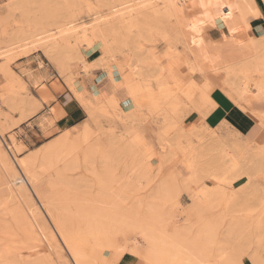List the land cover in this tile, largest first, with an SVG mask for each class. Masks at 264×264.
<instances>
[{
  "label": "bare ground",
  "instance_id": "6f19581e",
  "mask_svg": "<svg viewBox=\"0 0 264 264\" xmlns=\"http://www.w3.org/2000/svg\"><path fill=\"white\" fill-rule=\"evenodd\" d=\"M18 1L7 0L5 5L8 4V8H12L22 0ZM26 2L25 5L21 4L24 8ZM51 3L52 0H43L37 5L39 12L43 15L42 18L45 16L51 20L57 19L59 12ZM187 4L197 10L194 16L189 15ZM109 7L112 9L110 15L95 13L94 19L87 23L55 21L53 24L51 22L53 25L50 23L47 26L49 28H43L42 31L38 29L41 33L35 32L36 35L33 33L35 36H29L30 38L26 36L27 39L22 36L24 40L19 39L20 42H16V46L0 49V57H7V61L0 63V73L11 88L6 104L7 101L15 100L17 86L26 90L25 81L12 67V59L15 56H28L32 51L35 53L42 50L43 56L51 61L59 74L67 76L69 80H75L79 68L80 70L83 68L84 74H88L92 67H106L109 79L118 86L122 85L128 92L132 106L126 110L127 114L132 115L134 106H140L146 107L150 112H159L165 107L168 113L178 115L181 107L180 97L173 86L179 87L185 74H189L190 77H201L205 70H210L223 72L221 87L229 97L234 98L237 105L247 111L253 110L264 115V111L258 109L259 105L264 103V35L262 37L247 35L244 39L240 37L241 33L252 27L250 19H258L260 16L259 6L255 0H130L117 5L112 4ZM158 7H164L166 12L168 11L167 14L164 10L165 15L169 18L174 17L175 22L167 21L166 17L163 26L164 19L159 20V16L162 17L161 13L158 16L159 22L154 18L151 20V17L155 15L153 16V12L152 16L148 14L149 18L147 13L151 12L150 10L154 11L155 8L159 11ZM124 16L131 19L130 26L137 27L136 39L143 42L148 41L149 31L146 28H150L153 20L157 21L153 22L154 24L161 23L163 28L165 27L162 34L169 40L180 35L178 28L182 26L185 47L189 55L193 57L192 60H187L183 70L181 68L180 71L176 70L177 72L172 66L173 63L160 68L152 57L142 52L141 45L140 49L137 45L135 46L136 39L134 44L131 39V52L126 56V66H123L124 72L122 71L126 79L125 81L116 80L109 63L118 58L120 51L118 44L121 40L118 41L117 37L120 31H117V36L114 37V42L112 41L115 44H110L108 36L114 35L117 23L120 21L122 23ZM88 24L92 26V29L87 28ZM221 24L224 28L222 40L211 38L207 40L202 37L207 27H220ZM104 25H107V28ZM71 40L75 42L72 48ZM120 45L123 47L122 43ZM81 46L82 48L85 46L86 51H93L98 46L101 50L99 59L94 64L88 63L85 58L86 53L79 49ZM16 51L18 54L12 55ZM171 52V47H168L166 56L169 59L174 56ZM41 63H43L42 60H40ZM41 80L40 77L35 79V84L40 83ZM193 89L199 91L201 99L208 104L211 103L210 95L213 91L208 84L202 86L197 81ZM75 92L78 99L89 110L91 120L95 122L97 108L91 104L100 95L96 93L86 97L84 92H77V90ZM41 93L45 100L48 99L49 92L46 88H42ZM115 104L119 105V102ZM40 106V101L31 97L23 105L25 113L20 118L17 117L16 119L19 120L15 123L18 124L36 113ZM6 116H9V113ZM165 121L167 120L163 123ZM174 123L179 124L177 117ZM132 129L126 131L127 136L124 138L126 141L121 138L114 142L110 137V143L104 144L99 141L101 136L98 138V135L97 139L94 138L92 141L94 132L91 125L86 123L78 135L64 134L41 152L29 154L27 157H20L18 154L25 146L23 142L14 136L12 140L5 141L0 134V174L3 173V176H0V186H5L7 195L13 202L9 203L0 196V207H2L0 208V257L2 261L11 258L12 264H101L99 259L104 255L102 249H99L101 245L106 248L113 247L119 253L129 251L130 254H134L142 247L138 240V235H141L143 241L149 246L152 245L141 254V257L145 259L160 257L166 260L167 258V264H179V262L183 264H242V255L246 252L244 243L248 240L244 239L243 235L235 236V231L238 228H247L249 222L246 218L236 217L232 221L233 224L222 233L218 241L223 246H218V252L212 256L208 246L212 243L211 232L215 225L212 224L211 229L210 224L207 223L206 226L197 229L192 237L189 234L194 224H189V221L217 207H220V210L223 209V213L230 212L233 208L237 211L244 209L238 204L241 194L249 195L248 199L252 200L251 204L245 208L247 211L252 210L254 214L264 212V190L251 186L259 171H264V151L261 153L262 163H249L247 166H242L238 159V155L243 156L242 148L237 146L234 140L228 143L215 133L206 135L208 143L185 145L188 149H183L179 141L161 144L158 154L162 160L168 153L172 157L183 154L181 166L188 174L185 175L179 169L176 174L178 177L182 175L190 177V181L194 184L191 192L194 198L193 205L185 212L186 216L181 221L179 217L181 213H173L170 209L163 211L161 208L171 194L172 181L175 179L172 178V174L170 179H165L153 190L152 195L145 198L141 196L143 193L139 194V190H142L140 183L144 178L143 175L131 177L126 173L125 166L122 165L125 162L122 163L123 157L126 155L123 154V150L128 152L135 147L146 148L141 134L136 129ZM54 130L56 128L48 133ZM84 145L87 149L83 159L86 158L87 163L98 154L101 160H98L100 163L98 169L95 163L93 166L95 158L89 162L93 170L90 169L92 171L88 172L95 176L92 182L96 184V190L92 189L94 187L91 185L92 182L88 183L87 176L84 174H78V176L75 173L80 167L78 166L80 161L77 163L79 156L77 158L75 153L80 146ZM230 149L234 153L231 154ZM209 152L215 153V156L203 162L204 155ZM86 161L82 163L87 164ZM206 163L208 165H205ZM87 169H89L88 166L85 167V171ZM243 178L244 184L239 185L238 181ZM225 180L228 181L227 184L223 183ZM225 185L227 187H224ZM85 192L90 193V198L81 199L80 196ZM65 193L66 198L70 200L69 203L63 201ZM256 219L253 221L254 225L262 232L264 219L263 217H256ZM59 238L64 245H67L71 260L65 254ZM87 241L91 243L89 248H82L83 243ZM262 241L264 238L260 240V243ZM42 244L47 246L46 249L37 251L36 248ZM228 244H231L232 248L237 246V249L228 250ZM34 250L37 252L31 254L35 252ZM27 251H30L31 256L26 253ZM185 251L187 252L184 253ZM248 255L255 264H262L258 261L256 252Z\"/></svg>",
  "mask_w": 264,
  "mask_h": 264
},
{
  "label": "rangeland",
  "instance_id": "374dc122",
  "mask_svg": "<svg viewBox=\"0 0 264 264\" xmlns=\"http://www.w3.org/2000/svg\"><path fill=\"white\" fill-rule=\"evenodd\" d=\"M6 1L7 0H0V13H1L0 14V49H5V47L9 48L11 46H16L18 42L24 40V37L22 36H25V39H27L29 36L33 37L36 34L41 33L40 30L38 29H41L42 31L43 28H49L47 26H49L51 22L53 24H55L54 23L55 21L57 22L58 21L59 22L60 21H64V22L74 21L76 23L77 22L87 23L94 19L95 13H100V14L103 13V14L110 15L112 9H110L109 6H111L112 4L117 5V4L127 2L130 0H52L51 5L55 6L59 12L58 17H56L57 19H52V20L45 16L44 18H42L43 15H41V13L38 10L37 5L39 4V2H42L43 0L42 1L26 0L27 2L25 0H22V1L19 0L21 2L18 1L19 3H16L15 5H13L12 8H8L9 7L8 4L5 5ZM255 1L257 2V4H258V1L264 4V0H255ZM25 2L27 4L24 8L23 5H25ZM21 7L23 9H21ZM33 8L34 9L36 8L35 9L36 11ZM158 9L159 11H157V8H155L156 11L150 10L151 12L147 13V15L150 14V16H152L151 13L153 12V16L155 15V17H151V20L152 18H154L155 20H158V16L162 14V17L159 16V20L160 18L164 19V21L161 20L163 26L166 21L165 19L167 18H168L167 21L170 20L171 22H175L176 19H174V17L169 18L167 17L168 15H165L168 11L166 12V9L164 7H161V8L158 7ZM162 9L163 11H161ZM164 10L166 13H164ZM187 11L190 16H194L195 13L197 12L195 8L191 7L188 4H187ZM155 20H153V22H157ZM130 21L131 19L129 20L127 16H124L122 23H120L121 21L117 23L118 29L116 26L115 28L116 31L114 33L115 36L114 35H111L110 37L108 36L109 38L108 40L110 44L111 43L115 44L113 43L114 37L117 36V31H120V33L118 32L119 34L117 37L118 41L121 40L119 41V44H118L119 49H120L117 55L118 58H116L115 60H112V62L109 63L110 70L112 74H114L116 80L121 79L122 81H125L126 79L125 75L122 74V71H123V66L124 67L126 66L125 65V59L127 58L126 56H128V54L131 52L132 40H133V44L137 41L135 43V46L137 45V47L140 49V45H141L142 52L146 54L147 56L152 57L156 65H158V67L160 68L169 66L170 64L173 63L172 66L175 69V71L181 68H182L181 70H183V67L185 65L184 63L187 60H192L193 57L189 55L188 51L186 50L187 47H185V43L183 39L184 36L182 35L183 34L182 26H179L178 28L180 35H178L177 37L179 39H177V37H174L173 39L169 40L166 38L167 36L164 37V35L162 34L165 27L163 28L161 23L154 24L151 21L150 28H146V30L149 31L148 41L143 42L139 39H136V36H137L136 34L138 33V29L135 26H130L129 24ZM87 26H88L87 28L92 29V26L90 24H88ZM104 27L107 28V25H104ZM210 28L211 27H207L205 32L202 34V37L207 40H210V37L208 35V30ZM220 28L222 29L221 36L218 38L212 37L211 39H215L218 41L223 39L224 28L222 24L220 25ZM22 30H23V33H22ZM17 33L18 34L20 33L21 36L17 35ZM30 33L32 34V36ZM33 33L35 35H33ZM122 38H124L125 40ZM134 39H136L135 42H134ZM71 41L73 42L71 44V48H72L75 42L73 40ZM120 42L123 44V47L120 45L121 44ZM126 42L128 43L126 44ZM130 42L131 44H129ZM168 47H171V50H172L171 53H173V55L175 56V57L172 56V59L174 58L173 60L169 59L168 56H166ZM79 49L81 52H85V53L87 52L85 46H83V48L81 46V48ZM93 51H95V53L91 55V57H94L98 53L101 54V50L98 46ZM40 52H42V50ZM73 53H76V52L73 51ZM16 54H18L17 51L14 52L12 55L15 56ZM17 57L18 56H15L12 59L11 64L14 61V59H16ZM46 60L47 62H51L48 59ZM4 61H7V57H0V63ZM99 67H101L103 76L99 77L97 80V84H98L97 91L94 93L91 92L92 95L96 94L97 92L100 95L97 98V100L93 102V104H91L92 106L97 108L96 109L97 110L96 111V121L93 122L91 120V117L89 115V110L86 109L85 104L80 101L83 107L87 110V116L85 119H83L80 122V126L74 129H68V128L63 129L62 132L58 133L54 137L52 138L50 137L47 140L42 141V142H34L31 144V146L27 147L25 145L23 149L18 153L20 157H23V156L27 157L29 156V154L41 152L42 150L47 148L48 145H50L51 143L53 144V142L60 139L64 134H77L78 135L80 133V130L85 126L86 123L91 125L92 131L94 132L93 133L94 136H92V139H93L92 141H94V138L96 140L97 139L96 137L98 135V138L100 136L102 137V138L101 137L99 138V141L104 144L110 143V140H109L110 137L112 140H114V142L118 141V139H121V138L124 141H126V139H124L125 136H127L126 131L132 128H133L132 130L136 129L141 134L143 141H144L143 145L147 149L142 146L140 148L135 147L134 149H131L128 152L123 150V154L125 153L126 155L124 154L125 156L123 157V161H122V163L125 161L124 162L125 164L123 163L122 165L125 166L124 169L125 171H127L126 173H128V175H130L131 177L138 176V174L143 175L144 178L140 183L142 190L141 189L139 190L140 191L139 194L141 195L143 193L141 196L145 198H148L150 195H152L153 190L157 188L160 183L164 182L165 179L167 178L170 179V176L173 175L172 178L173 179L175 178V179L174 181H172L173 186L171 187V190H170L171 191L170 197L169 199L167 198L168 200L161 206V208L163 209V211L170 209L171 211H173V213H181L179 216L181 221H183L184 217L186 216L185 212L189 210L193 205L194 198L192 197L191 192H192V186L194 184L190 181V177L183 176V175L182 177H178L176 174L178 169L182 171V173H184L185 175L188 174L187 171L184 169V167L181 166V160L183 158L182 157L183 154L172 157L168 153L165 156V159L162 160V158L158 154L161 144H163L164 142L168 143L169 141H172L173 143H175L176 141H179L180 145L183 146V149H188L185 147V145L190 146V144L198 145V143L199 144L208 143L207 141L208 139H206L207 138L206 135L215 133L216 135H219L220 138L227 140L228 143L229 141L232 142V140H234L235 143H237V146L242 148L243 156L238 155L240 165L247 166L249 165V163H254V164L262 163L263 155L261 153L264 151L263 149L264 148V123L260 125L257 121V127H258L257 132L258 133L257 134L255 133L252 135L250 134L246 136V135L241 134L240 131L236 130L234 127H232L231 123L227 121H225L223 124H219V122H215V121L211 122L215 111L212 112V109L208 108V103L204 101L203 99H201L199 91L193 89L194 84H197V81H198V84L202 86L204 84H208L212 91L215 88H220L227 95L226 91L221 87L222 80H223V77H222L223 72L205 70L204 73H202L201 77L193 76L194 78L190 77L189 74H185L186 78L184 77L183 81L180 82L179 87L175 85L173 86V89L180 97L181 107H180V111L177 113L178 115H172L171 113H168V109L166 110L165 107L161 109L159 112H150L148 109H146V107H140V106L139 107L134 106V109L131 115V114L126 113V110L130 109V106H132L131 100L129 99L127 95L128 92L122 85L118 86L109 79L106 67H102V66H99ZM79 76L75 77V80L79 78ZM64 78L65 80H68L69 82L71 80V79L69 80L67 76H64ZM71 81H74V79H72ZM193 81L194 82L196 81V82L194 83ZM20 89L21 88L17 86L16 88L17 91L15 92L16 94L15 100H12L11 102L7 101V104H6V99L9 95L8 92L11 90V88L6 82L5 84H0V134L5 141L12 140L13 136L16 137L19 141H21L19 137H17L15 134L11 132L14 126L17 125L15 122L19 120V119L14 118V114L18 113L20 115L19 116L20 118L22 114L25 113L23 105L27 102V100L33 97V94L30 93L29 90L26 91L25 89L24 90L23 89L20 90ZM84 94L86 95V97L92 96L91 94H88L85 92ZM229 98H231L235 102L234 98L232 97H229ZM116 102H119V105L115 104ZM254 108H256V106H254ZM258 109H261L264 111L262 105L261 106L259 105ZM8 113H9V116H6ZM258 114L262 117V120L264 121V115L261 113H258ZM176 117L178 118V123H179L178 125L174 123ZM164 120H167V121L163 123ZM122 134L124 135L123 137H122ZM112 140L111 142H113ZM85 146L86 145H84L83 147L80 146V148L76 150L77 153H75V156L77 158L79 156L77 163L78 161H80L81 163L79 162V165H78L80 166L79 170L75 173L77 175L84 174L85 176H87L88 181H89L88 183L90 184V182H92L93 179H95V176L94 175L92 176L91 175L92 173L90 174L88 171L90 169L93 170L94 163L96 164L95 166L97 167L96 169H98L100 167L99 165L100 163L98 162V160L100 159L98 157L99 154L97 155L98 158L94 155L95 157L93 158H95V160L93 162V166L91 163H89V162H92L93 158H91L92 160L88 162L89 165L91 164L89 166L86 161V158L83 159L84 153L87 149V148L85 149ZM229 151L231 154L234 153L231 149ZM204 156L205 157L203 158L204 159L203 162L209 161L215 156V153L209 152L208 154H205ZM85 161L87 164L82 163ZM83 164H85L86 166ZM205 165H208V163H206ZM87 166L89 169L85 171V167ZM0 176H3V173H1ZM46 177L48 176L46 175ZM255 178L256 180L255 182L251 183V186L258 187L263 191L264 190V171H259V174ZM241 180L238 181L239 185L244 184L245 182L244 178ZM223 183L227 184L228 181L225 180L223 181ZM91 185L92 187L94 186L92 189L96 190L95 189L96 184L92 182ZM224 187H227V185H225ZM59 191L61 190L59 189ZM0 196L8 200L9 203H13L9 199L5 186L3 185L0 186ZM63 197H65L64 198L65 200H63L62 196H60L61 200H63L66 203H69L70 200L68 199V197L66 198V193L64 194ZM249 197L250 196L247 194L240 195L238 204L240 206H243L244 208L240 211L234 210L235 208H233L232 211L223 213V209L221 208L222 210H220V207H217L213 210L205 211L204 213H202V215H200V217L195 216L194 218H192V220L189 221V224L190 223L194 224V228L193 230H191L189 235L193 237L194 234L197 232V229H199L202 226L203 227L206 226L207 223L208 225L210 224V227L212 229V224H214L215 228L211 232L212 243L208 246V251L210 252L212 256L213 254L218 252L217 251L218 246H223L222 243H220L221 244L220 245L218 241L220 237L223 235L222 233L227 231L230 225L233 224L232 221H234L236 217L246 218V221L249 222V225L246 226L247 228L245 227L238 228L235 231V236L243 235L244 239L248 240V242L244 243L246 244L245 246L246 252L245 254L242 255L241 262L242 264H255L252 258H250L248 254H251V252H256L257 256L259 257L258 261L264 264V241L260 243V240L264 238V229L262 232L257 230L254 225L255 222H253L257 220L256 217H263L264 219V212L254 214V212L253 213L251 212L252 210L247 211L245 208L247 207V205H250L252 201L251 199H248ZM80 198L81 199L90 198V193L88 194L87 192H85L84 195L80 196ZM35 201H37L38 205L40 206L39 201L37 199ZM9 205H12V204H9ZM0 208L2 209V207ZM201 222L202 224L205 223V225H202ZM235 225L236 224L234 223V226ZM138 240L139 242H141L142 247L140 250H137L134 254H130L129 251L119 253V252H116V250L113 247L106 248V246L103 245L102 247L101 245L99 249L100 248L102 249V252H104V255L100 257L99 263L101 262L102 264L105 262L106 264H124L123 261H121V257H128L130 259H133L132 264H167V258L166 260L160 257L158 258L151 257V259L142 258L141 257L142 252L147 250V247L148 248L152 247V245L149 246V244L143 241L141 235H138ZM59 241L64 247L65 254L71 260V256L68 253V249L66 247L67 245H64L62 241L60 240V238H59ZM90 244L88 241L84 242L82 245V248H85V249L87 247L89 248ZM46 247L47 246L45 244H42L39 247H37L36 250L37 251L45 250ZM227 249L232 251L234 249H237V246L232 248L231 244H228ZM36 250H34L35 252L31 254H35L37 252ZM186 252L187 251H185L184 253ZM26 253L31 256L30 251H27ZM11 261H12L11 258H8L7 261L6 259L2 261V257H0V264H4L5 262L6 264H12L13 262ZM179 264H183V262H179Z\"/></svg>",
  "mask_w": 264,
  "mask_h": 264
},
{
  "label": "crops",
  "instance_id": "0c3cea01",
  "mask_svg": "<svg viewBox=\"0 0 264 264\" xmlns=\"http://www.w3.org/2000/svg\"><path fill=\"white\" fill-rule=\"evenodd\" d=\"M258 5L261 14L258 19H250L252 27L246 30V32H243V34H240L242 39L246 38L247 35H254L256 37H262L264 35V4L258 1ZM208 35L210 38L220 37L221 28L219 26L210 28ZM94 53L95 51L86 52L85 58L90 64H94L99 59L100 53L91 57ZM46 59L42 52L35 51V53H29L28 56L17 57L12 62V67L26 83V91L29 90L33 94V97L41 103V109L39 108L36 113L20 121L11 131L27 147L31 146L34 142H42L50 137L52 138L62 132L63 129H74L80 126V122L87 116V110L81 104L75 91L77 90V92H85L92 95L91 92L94 93L97 91L98 78L103 76L101 67L99 66L92 67L88 74H84V69L81 68L80 70L79 68L77 72L78 76H81L69 82ZM40 60L43 63L40 64ZM37 77L42 78V80L40 83L35 84V79H38ZM0 84H5V79L1 73ZM42 88H46L49 92V97L46 100L42 97ZM212 93L210 95L211 103L208 104V108L212 109V112L215 111V113L211 122L215 121L223 124L227 121L231 123L232 127L246 136L258 133L257 121L260 125L264 123L258 113L253 110L247 111L243 109L220 88H215ZM261 104L264 109V103ZM19 116L18 113L14 114V118H19ZM55 128L56 130L48 133V131ZM121 261L124 264L133 263V259L128 257H121Z\"/></svg>",
  "mask_w": 264,
  "mask_h": 264
}]
</instances>
